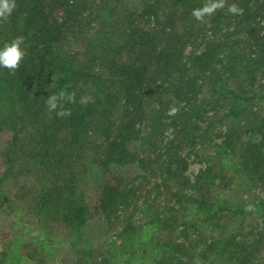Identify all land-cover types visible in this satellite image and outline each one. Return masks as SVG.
I'll list each match as a JSON object with an SVG mask.
<instances>
[{
  "label": "trees",
  "instance_id": "obj_1",
  "mask_svg": "<svg viewBox=\"0 0 264 264\" xmlns=\"http://www.w3.org/2000/svg\"><path fill=\"white\" fill-rule=\"evenodd\" d=\"M205 2L15 0L11 15L0 17V48L22 37L26 52L14 71L0 67V141L4 132L10 133L3 154L7 169L0 179L20 167L19 173L38 180V198L28 206L40 221H64L81 229L97 215L105 229L115 222L122 225L117 238L125 239L129 260L139 253L148 258L151 241L135 237L139 223L128 207L149 206L150 224L166 226L187 189L206 184L201 180L210 168L194 184L183 155L187 143L200 145L207 130L197 123L216 108L199 95L204 84L211 82V97L219 96L218 102L230 101L225 116L248 111L262 119L264 137V109L255 111L256 101L248 95L264 74V0H224L222 8L197 19L192 11ZM230 4L241 11L229 12ZM61 92L58 108L50 111L47 98ZM172 108L177 111L170 113ZM163 124L173 127L171 136L160 131ZM224 126L221 145L234 152L235 128L228 121ZM245 145L246 163L254 170L250 174L263 170L264 142L256 155L249 153L254 143ZM93 168L102 177L94 198L87 188ZM148 173L158 192L174 196L167 211L156 197L138 198ZM0 194H5L3 188ZM195 201L208 223L221 212L244 215L264 207V199L233 209L208 197ZM170 230L168 225L160 231ZM219 234L200 251L201 257L219 253L233 264H255L261 258L263 231L242 235L225 228ZM178 240L170 248L172 242L162 239L154 264H188L185 256L190 259L191 250Z\"/></svg>",
  "mask_w": 264,
  "mask_h": 264
},
{
  "label": "rangeland",
  "instance_id": "obj_2",
  "mask_svg": "<svg viewBox=\"0 0 264 264\" xmlns=\"http://www.w3.org/2000/svg\"><path fill=\"white\" fill-rule=\"evenodd\" d=\"M112 1L122 3L123 0ZM142 1L144 3L145 0ZM126 2L129 5H136L139 0H126ZM119 6L123 9V4ZM220 85L221 83L218 84L219 87ZM212 87L210 81L206 82L203 91L199 94L206 99H211L214 107L216 106L197 123L207 131L202 133L203 137L198 147L194 143H187L183 150V155L188 161L187 175L192 183L195 184L200 173L210 168L209 173H205L201 180L206 184L202 187L203 184L199 182L195 186H190L181 205H175L178 210L176 209L173 213L169 212L171 220L168 225L172 226L173 230L168 233L160 231L162 227L165 228L168 225L150 224L152 219L148 216L149 206L128 207L129 212H134L136 223H139L134 233L135 237L138 236L142 242L151 241L153 250L149 253L152 256L143 258L139 253V257L129 260V247L125 239L117 238L122 225L115 222V225L105 229L97 215L81 229L68 225L64 221H40L35 211L28 206L30 202L38 198V180L33 175L23 174L26 171L19 173L20 167H18L15 172L0 179V188L5 190L3 196L0 194V264H98L102 261H107L106 264H154L152 259L157 257V245L162 239L172 242L170 248L179 241L178 239L184 241L189 246L187 251L191 250L192 253L190 259L185 256L188 264H233L226 261V258L219 253L206 254L205 258L200 255V251L204 250L206 244L212 241L213 237H219V233L225 228L230 229L233 234L242 235L250 231H263V240L260 243L262 245L261 258L257 256L254 261L255 264H264V207L258 205L260 199H264V168L250 174V171H254L250 170L252 163H246L247 157L244 154L246 153L245 148L248 147L245 144L249 143H254L252 148L249 147V153L258 154V148L264 142L261 134L263 129L260 128L263 121L248 111L243 112L239 117L225 116L230 101L224 99L218 102L219 96L211 97ZM255 89L256 91H249L248 95L254 97L252 100L256 101L254 109L259 111L264 109V74L258 75ZM223 116L224 119L220 120ZM209 121L213 123L210 124ZM227 121L231 128H235L231 131L232 143L235 145L234 152L221 145L224 123ZM165 127H167L166 124L161 125L160 131L166 129L164 134L167 131V136H171L174 133L173 127ZM9 138V132H4L1 137L0 173H5L7 169L3 154ZM148 146L149 150L154 149L153 145L147 144ZM256 158L257 156L255 160ZM94 169L87 173L88 195L93 198L99 193L102 182V177L98 173L94 174ZM177 177L173 179L175 183ZM150 178L151 175L148 173L146 183L142 184L137 192L138 198L141 197L143 201L144 196L156 197V202L161 201L162 210L167 211L175 201L174 196L168 192H158L156 183H149ZM198 186L201 187L198 189ZM202 197L222 202L232 209L238 206L250 208L255 204L258 206L248 210L244 215L221 212L213 223H208L204 222V217L198 213L195 201ZM155 204L161 208V205L155 202L152 205L156 206ZM162 233L167 235H162ZM138 249L140 251L139 247ZM216 250L219 251V249ZM104 257L106 259L102 260ZM169 259L177 261L176 257ZM174 263L177 264V262Z\"/></svg>",
  "mask_w": 264,
  "mask_h": 264
},
{
  "label": "clouds",
  "instance_id": "obj_3",
  "mask_svg": "<svg viewBox=\"0 0 264 264\" xmlns=\"http://www.w3.org/2000/svg\"><path fill=\"white\" fill-rule=\"evenodd\" d=\"M223 6L224 0H207L202 7L194 8L192 15L197 19H202L205 15H212L217 9ZM15 7V0H0V17L11 15ZM228 11L238 13L241 9L236 4H230ZM21 40L22 37H17L0 48V67H6L10 71H14L20 66L22 59L26 55L25 50L20 46ZM63 95L64 93L61 92L59 95L52 94L47 98L46 104L50 111L58 108L59 100ZM176 111V108L170 109V113H175ZM66 114V112L62 111L57 112V115Z\"/></svg>",
  "mask_w": 264,
  "mask_h": 264
}]
</instances>
